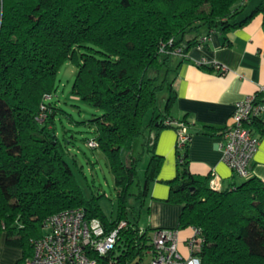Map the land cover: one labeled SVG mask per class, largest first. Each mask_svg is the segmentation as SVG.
<instances>
[{"label": "trees", "instance_id": "trees-1", "mask_svg": "<svg viewBox=\"0 0 264 264\" xmlns=\"http://www.w3.org/2000/svg\"><path fill=\"white\" fill-rule=\"evenodd\" d=\"M244 10L238 0H0V237L22 249L21 261L32 255L46 216L82 207L106 231L127 222L100 261L147 264L153 229L140 220L164 162L156 141L161 130L189 124L186 116H171L175 72L209 33L220 32L227 42L229 31L264 14V0L245 16ZM66 61L77 66L71 93L100 111L87 124L113 173L115 217L102 208L101 193L85 196L56 131L62 109L54 94ZM47 94L53 96L48 102ZM256 101L264 102V94L257 93ZM252 127L264 134V119ZM206 128L204 133L219 134ZM140 139L142 151L134 155ZM188 145L176 146V176L166 181V201L182 205L174 229L198 230L194 254L202 264H264V181L249 176L212 189L211 175L190 171ZM145 151L150 158L141 182Z\"/></svg>", "mask_w": 264, "mask_h": 264}, {"label": "crops", "instance_id": "crops-1", "mask_svg": "<svg viewBox=\"0 0 264 264\" xmlns=\"http://www.w3.org/2000/svg\"><path fill=\"white\" fill-rule=\"evenodd\" d=\"M260 0H238L244 3L243 16L253 10ZM197 34L206 35L205 29ZM226 42L220 32H211L203 43L189 48L187 58L179 62L173 81L177 98L171 108V116L181 120L185 116L191 134L188 145L189 168L193 174L216 175L222 187L240 182L224 162L221 149L222 131L229 125L234 104L257 93L264 94V14H256L249 22L227 33ZM216 65L226 67L224 73ZM264 119V117H263ZM207 126L219 130V134L204 133ZM177 131L165 128L156 141V152L164 157L158 180L149 190L147 208L142 227L169 228L178 225L181 204L167 202L170 186L166 182L176 176ZM250 176L264 181V134L256 150ZM143 216V215H142ZM193 229L178 230V249L189 255L187 239Z\"/></svg>", "mask_w": 264, "mask_h": 264}, {"label": "built area", "instance_id": "built-area-1", "mask_svg": "<svg viewBox=\"0 0 264 264\" xmlns=\"http://www.w3.org/2000/svg\"><path fill=\"white\" fill-rule=\"evenodd\" d=\"M216 67L222 73L226 71L225 66ZM52 98L47 94L44 100L48 102ZM263 117L264 102H257L256 95L247 96L234 104L229 125L222 134L223 160L241 178L250 176L252 160L261 141V135L252 127V122ZM45 118L43 112L38 116L39 121ZM180 125L177 131L179 146L190 140L187 125ZM87 144L93 149L99 147L95 138L88 139ZM209 184L215 190L222 188L216 175H211ZM42 223V235L32 241V255L18 264H106L98 256L114 249L120 229L127 224L121 220L116 227L106 231L100 219H88L82 207L48 215ZM178 230L156 228L151 231L152 248L145 255L147 264H202L201 258L194 254L201 242L197 238L198 230L193 229L187 239L188 256L178 249Z\"/></svg>", "mask_w": 264, "mask_h": 264}, {"label": "rangeland", "instance_id": "rangeland-1", "mask_svg": "<svg viewBox=\"0 0 264 264\" xmlns=\"http://www.w3.org/2000/svg\"><path fill=\"white\" fill-rule=\"evenodd\" d=\"M76 73L77 66L72 61H66L58 71V87L54 99L62 111L56 116V131L60 140L69 149L68 160L76 173L85 196L91 197L96 193H101L100 204L102 208L108 216L115 217L116 189L108 158L99 148L93 149L87 144L88 139L95 136L93 127L89 126L87 121L100 114V111L71 93ZM165 94V91L159 93V102L162 104ZM141 142L142 139L136 141L133 150L134 155L142 151ZM149 158L150 153L145 151L139 160L138 175L141 182H143ZM145 216L146 213L144 212L140 220L142 225H145ZM22 256V249L8 244L5 235L2 234L0 237V264H18Z\"/></svg>", "mask_w": 264, "mask_h": 264}]
</instances>
